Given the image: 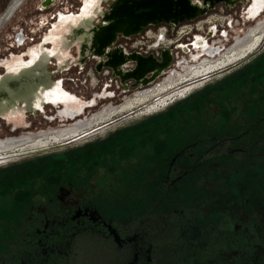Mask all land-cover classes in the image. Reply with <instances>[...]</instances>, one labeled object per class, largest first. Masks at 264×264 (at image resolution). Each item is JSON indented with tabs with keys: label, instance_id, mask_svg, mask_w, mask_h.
<instances>
[{
	"label": "flooded vegetation",
	"instance_id": "1",
	"mask_svg": "<svg viewBox=\"0 0 264 264\" xmlns=\"http://www.w3.org/2000/svg\"><path fill=\"white\" fill-rule=\"evenodd\" d=\"M116 1L79 0L75 13L55 12L56 21L25 58L1 60V120L19 124L26 113L35 116L48 106L58 109L61 122L74 123L0 139V166L58 144L33 145L48 143L58 133H71L64 144L80 143L107 130L108 121L120 114L141 111L139 116L151 117L171 107L170 114L179 102L188 108L123 127L117 142L102 148L99 157L2 188L0 264H264V53L244 61L264 43V1L230 0L210 8L209 2L195 0L207 9L199 19L212 12L226 15L219 18L223 29L240 26L246 6L249 16L243 21L260 18L237 33L230 47L219 38L207 45L197 38L199 49L188 55L189 61L178 53L163 82L152 86V72L122 84L113 76L109 56H122L117 73L124 77L137 60L161 61L163 50L156 54L155 41L145 35L148 29L172 30L165 24L147 26L140 32L141 44L136 36L119 35L97 54L94 32L105 25ZM25 2L9 1L0 14V30ZM23 40L20 32L14 47H23ZM188 42L185 38L168 50L172 55L189 50L193 45ZM232 52V62L218 65ZM52 63L55 70L49 72ZM210 65L215 70L199 74ZM73 68L101 77L100 100L136 91L83 119L95 100L84 102L62 81H53L55 74Z\"/></svg>",
	"mask_w": 264,
	"mask_h": 264
},
{
	"label": "rangeland",
	"instance_id": "2",
	"mask_svg": "<svg viewBox=\"0 0 264 264\" xmlns=\"http://www.w3.org/2000/svg\"><path fill=\"white\" fill-rule=\"evenodd\" d=\"M9 1L10 0H0V14L4 11ZM42 1L43 0H26V2L15 13V15L7 23L3 25V27L0 30V61L5 59H10L11 55L24 56L26 51L30 47L40 44L42 42L44 34L48 32L52 24L56 21L53 17L55 12L69 11L75 13L76 8H78L80 5L79 0H58L47 9L40 10V3ZM251 1L253 2L254 0ZM245 10H244L245 12L244 18L246 16H249V14L247 13V11L249 10L247 9V6ZM263 14H264V9L262 10L260 16ZM225 16H226L225 14H221L218 12L209 13L205 18H201V19L198 18L192 23L181 24L174 32H169L167 38L172 40L178 39L176 37V31L179 28L184 26L195 27L199 24V22L202 23L206 19L207 20L212 19V23H214L217 26L215 29L216 30L218 29V31L220 32H217L214 36L208 39L206 44L211 43L213 39H218L221 36V29H219L220 27H218V25H220L222 20L220 21L218 19L217 21H215V19L222 18ZM260 16L257 15V17L253 19V21H243L244 20L243 18V20L240 21L239 24L240 26L235 27L236 33L239 34L247 27L253 25L254 21L260 18ZM160 27H164V26H160ZM205 28L206 27L203 28L204 32L202 34L196 33L195 29L192 31V33L197 34L204 39L209 29V28L207 29ZM20 32L24 38L23 40L24 46L22 47L21 45L20 47H18L16 45L14 47L13 43L14 44L16 43V37ZM181 38L182 39L180 41L183 42L185 37L184 38L181 37ZM188 38H190L191 41L188 43L191 44L193 41L192 36L190 35ZM227 45H229V47L232 46V44H227ZM179 52L181 53V55L184 54L180 50ZM75 53H76L75 48H72L70 52L71 56L74 57ZM258 53H264V43L256 50L255 53L250 55L244 61L250 60ZM183 56H187V55H183ZM188 58L189 57H186V60L189 61ZM244 61L240 63L243 64ZM0 63L2 64V61ZM239 64L233 65L228 69L233 67L236 68ZM48 70L49 72L55 70L54 63H52V65L48 67ZM1 73H2V68H0V74ZM87 73L90 74V78L87 76ZM100 78L101 77L94 75L91 71L88 72L83 71L81 74H78L76 72V69L73 68L69 72L55 74L53 77V81L54 82L59 81V83L62 81L63 88L66 91L75 95L77 98L81 99L84 102H89L92 99L95 100V104L91 107L85 108L84 112L82 113L81 116L84 119L87 116H89L90 118L91 116L97 114L98 112H100L98 111L99 109H102L103 107L108 106L109 104L119 105L123 101L125 96H130L136 91L133 90L129 93L115 92L113 94V97L107 98L105 100H100V95L102 94L103 91V89L99 90V87L102 85V83L100 82L101 81ZM71 80H73L72 83L70 82ZM85 80H87V82H85ZM181 104L182 103L179 102L176 105L172 106L175 109L170 114H166V113L169 111L171 107L151 117L142 116V115L139 116L138 114L141 113V111H132V113L129 114L117 115L112 120L108 121L109 125L107 127V130L103 132H100L102 130L97 131L100 132L97 136H94L93 138L86 140L85 142L64 144L66 143V141H68V140H64L62 142H58V144H53L47 148H44V150L42 149V151L33 152L24 155L23 156L24 158L20 159L19 161L12 162L4 166H0V180L4 177H6V179H12L14 177L13 176V173H15L14 171L28 172L39 169V171L37 172L38 174L36 176L32 178H23V182L35 181L36 178L41 177L40 170L43 169V167L46 165H51V168L48 169L50 171L52 170L51 171L52 173L47 172L46 175L52 176L57 171V169L68 165H72L75 161L79 162L81 160L91 159V157L92 159L99 157L100 149L105 148V146H109L112 144L114 145V143L117 142L116 141L118 138L117 132L123 127H133L141 120H147L151 118H163L167 116H176L175 114L178 112V110L180 109L183 110L188 108V106ZM73 123L74 122H61V118L58 114V109L47 106L45 107L44 111L38 113L35 116H30L26 113L24 121L19 124H14L13 122H7L6 120L0 119V139L6 137L37 135L40 132L51 131L55 128L60 127L61 125L64 124L68 125ZM33 150L38 151L40 149H33ZM43 172L45 171H41V173ZM7 187H9L8 184ZM2 188L4 187H0V194H2L3 192Z\"/></svg>",
	"mask_w": 264,
	"mask_h": 264
},
{
	"label": "water",
	"instance_id": "3",
	"mask_svg": "<svg viewBox=\"0 0 264 264\" xmlns=\"http://www.w3.org/2000/svg\"><path fill=\"white\" fill-rule=\"evenodd\" d=\"M56 1L40 3V10L52 6ZM195 0H117L112 6L109 14L104 17L105 25L94 32V46L97 54H102L103 49L114 44L119 35L124 37L138 36L147 26H157L165 24L174 30L178 25L193 22L206 14L207 9H201ZM210 3V8L215 4H229L230 0H204ZM211 37V33L207 38ZM205 44V41H204ZM193 46H197L194 43ZM109 67L113 70V76L118 77L123 84V80H138L148 72H152L149 83L155 82L162 76L173 61L169 50L161 53V61L147 62L142 59L137 60V67L133 72L121 77L117 73V67L121 63L122 56L111 54ZM127 92V89L124 90Z\"/></svg>",
	"mask_w": 264,
	"mask_h": 264
},
{
	"label": "built area",
	"instance_id": "4",
	"mask_svg": "<svg viewBox=\"0 0 264 264\" xmlns=\"http://www.w3.org/2000/svg\"><path fill=\"white\" fill-rule=\"evenodd\" d=\"M219 18H217V19H215V21H217ZM220 20V19H219ZM221 21V20H220ZM194 22V21H193ZM188 23H192V22H188ZM181 25V24H180ZM180 25H178L174 30H172V32H174ZM199 25V26H198ZM197 26H195V27H191V26H184V27H181V28H179L177 31H176V37L178 38V39H175V40H172V39H168L167 37H168V32H167V27L166 26H164V27H158L157 28V31L155 32V31H153V30H151V29H148L147 31H146V33H145V35L147 36V37H150V38H153V40L155 41L154 42V44H153V49L155 50V52H156V54L158 55L159 54V51L162 49L163 51L164 50H168V49H170L171 47H173V46H175L176 44H178L179 42H180V40L182 39L181 37H185V38H187L188 40H190V38H188L190 35L191 36H193L192 37V39H193V41H192V45H194V43H195V41H196V39L197 38H200L201 39V37L199 36V35H197V34H194V33H192V31L195 29L196 31V33H198V34H202L203 32H204V27H206L205 29H207V28H209L208 29V33H207V35H206V37L203 39V41H205V44L207 43V40L208 39H210L212 36H214L216 33H217V31L215 30V24L214 23H212V24H209L208 23V20L206 19L205 21H203L202 23L201 22H199V24H198ZM220 25L222 26V29H221V36H220V38H219V40L221 41H223L224 42V44H225V46H228L227 44H230L232 41H233V43H232V45H234L235 44V36L237 35V33H236V31H235V26H229V24H227V29L226 28H224V30H223V24H222V21H221V23H220ZM212 26V27H211ZM229 30V31H228ZM215 31V32H214ZM211 33V37L210 38H207V36L209 35ZM224 33H226V35L224 34ZM225 35V36H224ZM137 37V40H136V42H137V44H141L142 43V40L141 39H139V37H141L140 36V34L138 35V36H136ZM230 39H231V41H230ZM212 42V41H211ZM207 45V44H206ZM222 48V47H221ZM224 48V47H223ZM196 49H199V47H197V46H192V48L190 49V50H185L184 48L182 49V50H180V51H182L184 54L183 55H187V56H183V55H181L182 56V59L183 58H185V60H186V57H188V55L192 52V51H195ZM178 53H180L179 52V50L178 51H174V54L172 55V57H173V62H172V64H171V66L167 69V70H165L164 72H163V74H162V76L161 77H159L155 82H152V84L150 85V86H152V85H159V84H161L163 81L161 80V79H163V77L166 75V73L170 70V68H173L174 67V61H175V58H176V60H177V56H178ZM213 76V75H212ZM161 80V81H160ZM159 81V82H158Z\"/></svg>",
	"mask_w": 264,
	"mask_h": 264
},
{
	"label": "bare ground",
	"instance_id": "5",
	"mask_svg": "<svg viewBox=\"0 0 264 264\" xmlns=\"http://www.w3.org/2000/svg\"><path fill=\"white\" fill-rule=\"evenodd\" d=\"M257 36V35H256ZM246 48L248 47V46H245ZM241 49V48H240ZM250 48H247V50H249ZM245 52V51H244ZM239 53H241V51H239ZM244 54V53H243ZM235 55V52H232V53H229L228 55H225L224 56V59H222V61H220V64H218V65H223V63H225V62H230L231 60H233V58L235 57L234 56ZM237 55H238V53H237ZM232 62V61H231ZM218 65H217V67H218ZM206 67V68H205ZM204 68H202V70H199V74H201L202 72H207V71H209V70H215V66H213V65H210L209 67L208 66H205ZM208 67V68H207ZM198 73V72H197ZM191 74V73H190ZM205 74V73H204ZM117 113V111H115L114 113H112V115H108L107 117H101V120L102 121H100L101 123L103 122V121H105L106 119H108V118H110L111 116H113L114 114H116ZM94 123V122H93ZM93 123H92V125H93ZM96 123V122H95ZM89 127H91V125H89ZM76 132L78 133L79 131H74V133H72V135H75L76 134ZM71 133H58L57 135H52L50 138H47L46 140H50V141H48V143H46V141H42V142H39L38 144L36 143H34L33 145H36V146H41V147H44V145L45 144H51V143H57V142H60V141H62V140H64L65 139V137H68L69 135H70ZM68 138H70V137H68ZM26 144H30V142H27ZM33 145H31V146H33ZM19 146V145H18ZM16 148H17V146H15ZM16 148H10L8 151L9 152H11V151H14V150H16ZM18 150H20V149H18Z\"/></svg>",
	"mask_w": 264,
	"mask_h": 264
},
{
	"label": "trees",
	"instance_id": "6",
	"mask_svg": "<svg viewBox=\"0 0 264 264\" xmlns=\"http://www.w3.org/2000/svg\"><path fill=\"white\" fill-rule=\"evenodd\" d=\"M101 151H103V149H100V150H99V153H100ZM76 164H77V163H76ZM38 167H40V166H38ZM48 168H51V165H46V166H44L43 169L40 170V174H41V175H46L47 172L52 173V172H51L52 170L50 171ZM46 170H48V171H46ZM35 171H36V172H35ZM38 171H39V169H38V170H34V171H28V172H27V171H26V172H24V171H23V172L17 171L18 173H17L16 171H14V172H15V173H13V176H14V177H13L12 179H8V181H5V182H3V183H0V184H2V185H0V187H4V188H5V187L7 186V184H8V185H12V184H13V185H16V184H18L19 182H22V181H23V178H32V177L36 176V175L38 174V173H37ZM41 171H45V172L41 173ZM16 173H17L18 175H17ZM20 174H21L22 176H21Z\"/></svg>",
	"mask_w": 264,
	"mask_h": 264
},
{
	"label": "snow or ice",
	"instance_id": "7",
	"mask_svg": "<svg viewBox=\"0 0 264 264\" xmlns=\"http://www.w3.org/2000/svg\"><path fill=\"white\" fill-rule=\"evenodd\" d=\"M91 3H93V4H94V0H91ZM81 11H83V9H82Z\"/></svg>",
	"mask_w": 264,
	"mask_h": 264
}]
</instances>
